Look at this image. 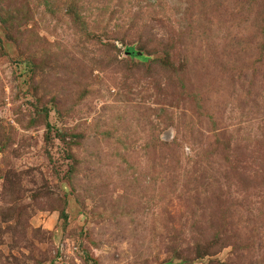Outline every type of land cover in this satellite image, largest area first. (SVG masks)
Masks as SVG:
<instances>
[{"label": "rangeland", "instance_id": "rangeland-1", "mask_svg": "<svg viewBox=\"0 0 264 264\" xmlns=\"http://www.w3.org/2000/svg\"><path fill=\"white\" fill-rule=\"evenodd\" d=\"M0 264H264V0H0Z\"/></svg>", "mask_w": 264, "mask_h": 264}, {"label": "trees", "instance_id": "trees-1", "mask_svg": "<svg viewBox=\"0 0 264 264\" xmlns=\"http://www.w3.org/2000/svg\"><path fill=\"white\" fill-rule=\"evenodd\" d=\"M126 50L128 51V54H130V55H132L134 57H139L140 56V54L138 52H136L134 48H127Z\"/></svg>", "mask_w": 264, "mask_h": 264}]
</instances>
